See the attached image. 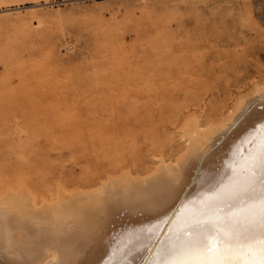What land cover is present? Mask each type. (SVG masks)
I'll return each mask as SVG.
<instances>
[{"label": "rangeland", "instance_id": "374dc122", "mask_svg": "<svg viewBox=\"0 0 264 264\" xmlns=\"http://www.w3.org/2000/svg\"><path fill=\"white\" fill-rule=\"evenodd\" d=\"M259 83L264 0H0V192L148 174Z\"/></svg>", "mask_w": 264, "mask_h": 264}, {"label": "bare ground", "instance_id": "6f19581e", "mask_svg": "<svg viewBox=\"0 0 264 264\" xmlns=\"http://www.w3.org/2000/svg\"><path fill=\"white\" fill-rule=\"evenodd\" d=\"M179 131L186 152L176 162L158 156L148 174L124 170L91 188L58 187L53 199L40 201L21 183L0 192V264H157L163 248L175 243L170 230L191 223L222 185L244 180L264 151V83L240 97L217 123L202 127L190 117ZM217 230L227 232L222 219ZM255 245L245 253L221 255L213 244L169 259L258 264L259 240Z\"/></svg>", "mask_w": 264, "mask_h": 264}, {"label": "snow or ice", "instance_id": "6c2138e0", "mask_svg": "<svg viewBox=\"0 0 264 264\" xmlns=\"http://www.w3.org/2000/svg\"><path fill=\"white\" fill-rule=\"evenodd\" d=\"M221 219L227 232L217 230ZM169 223L164 221L165 226ZM169 240L175 243L163 248L164 259L157 264H173L169 258L209 250L213 244L221 255L245 253L246 248L256 247V240H259L258 264H264V151L253 160L244 180L233 179L222 185L195 213L191 223L182 230H170Z\"/></svg>", "mask_w": 264, "mask_h": 264}]
</instances>
